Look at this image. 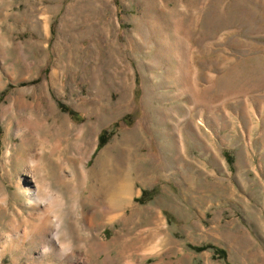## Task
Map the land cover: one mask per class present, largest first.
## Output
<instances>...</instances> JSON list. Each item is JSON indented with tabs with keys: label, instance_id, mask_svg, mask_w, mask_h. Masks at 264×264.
<instances>
[{
	"label": "rangeland",
	"instance_id": "1",
	"mask_svg": "<svg viewBox=\"0 0 264 264\" xmlns=\"http://www.w3.org/2000/svg\"><path fill=\"white\" fill-rule=\"evenodd\" d=\"M0 128V264H264V0H0ZM32 164L74 255L31 234Z\"/></svg>",
	"mask_w": 264,
	"mask_h": 264
},
{
	"label": "bare ground",
	"instance_id": "2",
	"mask_svg": "<svg viewBox=\"0 0 264 264\" xmlns=\"http://www.w3.org/2000/svg\"><path fill=\"white\" fill-rule=\"evenodd\" d=\"M104 154L98 158L94 169L90 172L91 174L89 175L91 176L90 178H92V182L86 188L88 196L95 199L94 202L96 201L98 204L99 202H106L107 196L110 194L107 193L108 188H111V186L115 183V178L111 177L113 175L110 176L107 173L109 162L106 158L107 155ZM34 170V164L24 168L23 176H27L28 179L26 178L27 184L23 186L24 188L22 187L26 190L27 199L29 201L28 205L36 211L35 216H37L38 220V224L32 229L31 234L37 232L39 233V231L45 234L48 245L43 247L42 254L54 251L61 257H67L70 253L74 255L76 254L74 252V247L72 245H64L62 243L63 219L61 209L64 206V203H60L58 195L51 189L48 181L44 182L43 177L39 173H33ZM82 170L84 171L86 169L83 167ZM30 178L31 180L29 181ZM94 181H96L97 184L94 183ZM119 186L123 191H127L129 189V185L126 180ZM6 200L7 199L0 197V204L4 205V207H7ZM127 201H129V199H119V202L122 204H125ZM98 212L99 210L97 208H92L90 211L85 213L84 219L86 218V220H91Z\"/></svg>",
	"mask_w": 264,
	"mask_h": 264
},
{
	"label": "trees",
	"instance_id": "3",
	"mask_svg": "<svg viewBox=\"0 0 264 264\" xmlns=\"http://www.w3.org/2000/svg\"><path fill=\"white\" fill-rule=\"evenodd\" d=\"M64 110L66 112H68L73 119L76 120L78 118L77 117L78 116L77 113L74 112L73 110L67 109L65 107H64ZM0 131H1V128H0ZM113 133H114V131H113ZM107 134H108V131H104L101 134L100 141H99V148L104 147L108 143L110 137H108ZM144 193H146V192H144ZM190 248L192 250L198 252V253L205 252V251H213V253L216 256V258H220L221 260H226V257H227V253H226L225 250L219 249V248H217V247H215L213 245H204V246H201V247L190 246Z\"/></svg>",
	"mask_w": 264,
	"mask_h": 264
}]
</instances>
